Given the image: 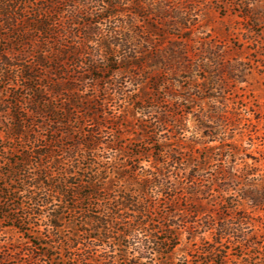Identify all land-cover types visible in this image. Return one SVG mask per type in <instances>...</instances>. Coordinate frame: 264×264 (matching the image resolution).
<instances>
[{
  "label": "trees",
  "instance_id": "16d2710c",
  "mask_svg": "<svg viewBox=\"0 0 264 264\" xmlns=\"http://www.w3.org/2000/svg\"><path fill=\"white\" fill-rule=\"evenodd\" d=\"M230 1L232 0H223V3L232 4ZM129 2L130 0H0V31L17 32L22 37L23 44H33L36 47L34 49L37 67L44 68L46 63L51 61L55 63V66L45 67V69H47L46 71H55L56 79L48 74L44 78L42 75H33L28 78H26L27 74H25L27 76H22L28 83L39 79L48 80L50 84L45 90L27 86L28 90L33 92L34 99L25 101L27 109L21 113V121L24 124L18 127V132L15 131L14 138L29 137L26 123L30 120L34 125V119L45 114L52 115L56 112H63L71 118L72 112L79 108V100L70 96L80 91L79 84L85 83L88 75H91V79L95 82L102 81L103 77L96 78L93 74V71L98 69L99 63L111 55H122L121 61L127 67L143 71L140 76L144 77L143 80L141 78L135 80L134 85L137 87L146 84L156 89V87H160L161 83L166 84V74L169 73L172 74V76L167 75L170 77L168 79L169 86L177 88L181 86L183 80L198 77V75L203 76L200 86L193 87L189 93L195 91L191 95L201 101L198 118L207 120L208 128L221 127L220 138L211 140L212 142L217 141L218 144L204 147L205 153L202 154V150H196L197 155L192 153L194 151L192 148L191 155L186 160L184 152L179 149L182 148V144L173 148V144L160 143L156 140V136L147 134L148 142L146 144L150 150L141 155H153L157 152L150 167L156 169V172L148 170L144 174L145 168L131 164L126 171L123 169L121 173L118 172L119 175L122 173L130 175L128 177L122 175L125 180L127 178L137 180L138 176H142L143 179L139 182V192L135 193L131 190L120 192L119 200L114 205L105 204L103 212L91 213L89 210H84L81 215L85 220L80 227L69 226L73 232L68 238L62 234L65 224H63L64 215L61 210L50 212L46 225L48 234L38 236L39 243L31 242L33 251L27 254V258L30 260L26 264H40L47 259L51 261V264H117L114 254L115 246L122 247L126 241L138 254L136 257L138 263L131 260L130 264H154L155 246L159 245L163 249L169 240L164 239L159 242L160 235L156 231L150 234L149 239L140 236V229L148 227L156 229L153 224H147V217L153 212L151 206H146V204L149 201H156L158 204L162 201L159 197L166 195L176 196L184 201L207 200L213 197L214 193L217 194L212 198L215 201V211H219L217 218L214 219L211 212L208 213L206 209L191 211L198 215L205 214L203 218L206 221L203 223L201 233L212 232L214 241L212 243L214 250H210L209 256L203 254L205 259L203 263L199 264H228L230 259L228 256L222 255L221 248L229 243L238 242L248 251V258L244 259V264H248L249 260H258L257 264H264V244L256 242L258 237L251 235L254 224L261 223L264 218V216H252L253 212L264 211V180L260 176H255L257 169L251 174L247 170V165L240 166L239 160L241 159L237 157L239 149L235 144L227 141L231 137L227 136L226 132L228 127H234L236 130L240 126H247L248 122L252 120L245 116H250L251 113L256 114L255 110L248 108L243 97L237 96L231 89L233 88L232 84L247 82L253 62L264 64V42L258 37L246 38L247 41L255 45L253 49L251 48L254 51L251 56H255L248 62L232 60L231 54L227 51V44L224 42H215L214 44L210 42L206 44V48L202 47V50L195 56H192L184 46L176 43L155 55L150 51H138L137 48H134L136 38L132 34L133 27L128 19L122 17L127 12L131 14V18H135L140 13L137 8L127 9ZM160 2L150 0L148 6L156 21L159 20L163 23L164 20H169L173 22L172 25L167 26L168 32H165L164 35L179 38L182 35L181 31H191L198 25L199 16L194 12V8L188 9L184 3H181L174 10H170L166 5L168 0ZM134 5L140 4L134 3ZM249 5L250 3L241 0V3L238 4L239 18L250 30L259 33L264 26V14L257 7L251 8ZM86 18L88 20H85ZM81 22L84 24L80 27ZM103 24H108L105 36L102 34ZM172 30L179 32L172 33ZM81 32H84L83 42L76 39ZM136 46L138 45L136 44ZM3 55L0 53V63L3 67L10 68L9 58ZM25 71L23 69V74ZM27 71L33 73L35 68L31 67ZM191 73L194 75L191 76ZM126 88L123 85L105 88L107 102L116 100L112 98L114 95L118 97L119 104L126 100ZM202 88H204L203 91ZM109 91L112 93L109 94ZM46 96L49 97V100L43 99ZM187 98L189 97L186 96L184 100L187 101ZM206 100L212 104L205 111L202 104ZM137 105L143 107L141 110L143 115L153 117L144 102H138ZM58 108L60 109L58 110ZM91 109H94L95 116L98 115L95 108ZM100 113L106 122L116 118L113 114L105 111ZM95 116L93 117L94 121L96 120ZM158 116L160 117L154 118L159 119L161 129L172 126L178 133L182 131V119L173 120V117L170 118L168 114ZM256 119L260 120L257 114ZM100 125L98 124L99 127ZM102 126L106 128L107 124H102ZM100 130L91 132V140L85 147L73 145L69 154L70 158H78L84 149L85 151H94L99 148L103 150L107 159L114 158L116 146L109 139L104 140ZM143 131L145 133V129ZM211 133L215 135L213 131ZM158 144L161 146L159 149L157 148ZM183 148L185 149L186 146ZM52 153L49 154L42 150L34 152L35 158L39 160L35 163L37 171L40 172L35 177L31 172L33 169L31 166H34L32 164L33 157L23 156L21 160V164L24 165L23 175L13 168V164H9L13 168L9 175L16 173L19 175L18 178L21 177V188L15 187L12 183L5 184L3 186L5 188H1L3 198L0 199V203H3L5 195L12 197L20 193L35 203L30 209V213L19 218L12 217L10 212L6 214V219L13 221V226L21 232L24 231L25 226L38 225L35 221L44 218L45 209L53 204L56 198H59L62 205H65L71 212H76L72 205L77 202L75 199L79 196L72 191L74 187L71 181L80 177L77 174L79 168L72 166V170L66 173L67 177L64 182L53 184V178L40 162L44 158H52ZM54 160V165L59 166L60 160ZM17 165L19 163L15 164V166ZM174 170L179 171L175 172ZM180 172H183L181 175L185 176L181 177L183 180H177V184H174L171 178L174 175L179 176ZM250 175H253L251 179ZM183 183L189 186H184ZM86 184L92 190L79 198L81 202L88 201L93 195L99 197L102 190H105L107 194H111L110 192L113 191L111 185L104 188L103 184L92 180ZM44 190H51L54 195L43 193ZM151 195H154L156 199L152 200ZM241 201H247L253 212L247 213L239 210L238 204ZM23 207L21 205V210H24ZM227 213L230 215L229 219L224 216ZM129 218L131 221L126 222ZM170 221V227L178 226L175 220ZM80 233L85 235L84 239H81ZM16 245L10 244L13 246V251L9 249L11 254L18 251ZM100 245H105L106 248L101 254L96 255L95 248ZM0 256H2L1 252ZM19 259L8 256L0 261V264L11 263ZM142 259L146 261H140Z\"/></svg>",
  "mask_w": 264,
  "mask_h": 264
},
{
  "label": "rangeland",
  "instance_id": "374dc122",
  "mask_svg": "<svg viewBox=\"0 0 264 264\" xmlns=\"http://www.w3.org/2000/svg\"><path fill=\"white\" fill-rule=\"evenodd\" d=\"M159 1L163 2L165 0H157V2ZM244 1L250 3L249 7H257L264 14V0ZM149 2L150 0H130L127 9L137 8L140 10L139 15L135 18H131L129 12L122 15L123 18L128 19L133 27L132 34L136 38L134 48H137L138 51H150L151 54L155 55L167 50L171 44L176 43L184 46L191 52L192 56H195L202 50V47L206 48V44L210 42H213V44L215 42H224L227 44V51L231 54L232 60L248 62L250 58L253 59V56H255H251L254 52L251 48L253 49L255 45L247 41L246 38L258 37L264 42V26L261 32H254L239 18L238 11L240 9L238 4L241 3V0H232L230 1L232 4L223 3V0H168V3H166L168 9L174 10L176 6L184 3L188 9L194 8V12L199 16L198 25L191 31H181L182 35L179 38H171L164 35L165 32H168L167 26L172 25L173 22L169 20H164L163 23L159 20L156 21L150 13ZM134 3L140 5L136 6ZM141 5L142 7H139ZM85 20L88 19L86 18ZM82 24L84 22L79 24L80 27L83 26ZM107 26L108 24H103L102 26V34L104 36L107 35ZM84 32L78 34L76 39H80L83 42ZM175 32L179 31L172 30V33ZM0 33V53L9 58L11 64L9 68L3 67L0 63V199L3 198L1 188L5 184L12 183L15 187L21 188V177L18 178L19 175H16V173L9 175V172L13 171L14 168L21 175L24 174V165L21 164L23 156L33 157L32 164L34 166H31L33 168L31 171L33 177L40 173L37 171V165L35 164L39 161L34 156V152L37 150H42L49 154L53 152L52 158L40 160L43 168L47 169V173L53 178V184L64 182L67 177L66 173L72 170V166L79 168L77 174L80 177L71 181L74 187L72 191L76 192L79 198L91 192L92 189L86 184L89 180L103 184L104 188L111 185V189H113L110 192L111 194H107L105 190H102L99 197L93 195L85 202H81L79 198H76L75 201L77 202L72 205L76 212H71L65 205H62L59 198H56L53 204L45 209L44 218L35 221L38 225L25 226L23 232L13 226V221L6 219V214L10 212L12 217L19 218L30 213V209L35 203L29 201L22 193L12 197L5 195L3 203H0V252L2 254L0 261L8 256L20 259L3 264H26L29 262L30 259L27 258V254L33 251V247H31L33 243L31 242L39 243L37 237L48 234L46 225L50 212L61 210L64 215L63 224H65L62 228V234L68 238L73 232L69 226L80 227L85 220L81 215L84 210H89L91 213L103 212L105 204L108 206L110 204L114 205L119 200L120 192L131 190L138 193L139 182L142 181L143 177L138 176L137 180L129 178L125 180L123 177L130 175L127 173L119 175L118 172L121 173L123 169L126 171L127 168H130V164L145 168L144 174L148 170L156 172V169L150 167L157 156V152L153 155H141L148 153L150 150L146 144L148 142L147 134L156 136V140L160 143L173 144V148H177L178 144H182V148L179 149L184 152L186 160L189 159L192 148H194L192 153L197 155L195 153L196 150H202V154L205 153L204 147L218 144L217 141L212 142L211 140L220 138L221 127L208 128L206 125L207 120L198 118L201 101L196 99V96L191 95L195 91L189 93L193 87L200 86L203 82V76L198 75V77L195 76L183 80L180 84L181 86L177 88L169 86L168 79L170 77L167 75L172 76L169 73L166 74V84L161 83L160 87H156V89L146 84L137 87L134 85L135 80L136 78L143 80L144 77H140L143 71L127 67L121 61L122 55H111L108 59H104V61L99 63L98 69H95L93 74L96 78L103 77L102 81L95 82L91 79V75H88L86 82L79 84L78 88L80 91L70 96L79 100V108L72 112L71 118L63 112H56L57 115L45 114L34 119V125L30 120L26 123L29 129L28 136L31 138H21V136L14 138L15 131H17L18 127H21V124H24L21 121V113L27 109L25 101L34 99L33 92L29 91L27 86L45 90L50 84L48 80L39 79L28 83L22 76L28 75L26 77L28 78L33 75H42L44 78L48 74L53 79H56L55 71H46L47 69H45V67L55 66V63L51 61L47 62L44 68L37 67L34 49L36 47L33 44H23L22 37L17 32L0 31ZM31 67L35 68V72L27 71ZM23 69L26 70L24 74ZM193 75L194 73H191V76ZM115 85L127 87L126 100L120 104L118 97L115 95L112 98L116 100L107 102V94L104 92L105 88ZM232 86L231 90L234 91V94L242 96L245 104L251 110H255L260 120L256 119V114L254 113H251L250 116H245L252 121L248 122L247 126H240L236 130H234V127H228L226 129L227 136L231 138L227 141L238 147L239 153L237 157L241 159L239 160L240 166L244 167L247 165V170L251 174L257 169L255 176H260L264 180V64L253 62L247 82L232 84ZM110 93L112 91H109ZM186 96L189 97L187 101L184 100ZM43 99L49 100V97L46 96ZM138 102H144V105L152 112L153 117L143 115L141 111L143 107L138 106ZM211 104L210 101L206 100L202 106L206 111ZM91 108H95L98 115L95 116L94 109ZM102 111L111 113L116 118L106 122L100 113ZM160 114L165 116L168 114L170 118L173 117V120H176V118L177 120L182 119V131L178 133L172 126L161 129L159 126L160 122H158L159 119H155L159 118L160 116L158 115ZM94 116L96 118L95 121L93 120ZM98 124H101L100 127ZM102 124H107V127L104 128ZM97 129H101L100 132H102L101 135L104 140L109 139V141L114 142L116 146L114 150V153H116L115 157L107 159L103 150L99 148L94 151H85L84 149L78 158L71 159L69 154L73 149V145L77 144L85 147L87 142L91 140L92 131ZM144 129L146 134L143 131ZM184 146H186L185 149L183 148ZM157 148L159 149L161 146L158 144ZM54 159L60 160L59 166L54 165ZM17 163L19 165L15 166ZM9 164H13V168ZM174 171L178 172L179 170ZM182 173H179L180 177L174 175L171 178L174 184H177V180H183L181 177L185 175H181ZM252 177L253 175L249 176L250 179ZM183 185L189 186L186 183H183ZM43 193L54 195L51 190H44ZM151 196L152 200L156 199L154 195ZM216 196L217 194L214 193L213 197ZM213 197L200 201H184L176 196L166 195L159 197L162 201L158 202V204L156 201H149L146 204V206H151L153 212V214L148 215L147 224H153L156 229L152 227L140 229V236L149 239L150 234L156 231L160 235L159 242L164 239L169 240L163 249L159 245L155 246L154 264L203 263L205 259L203 254L209 256L210 250H214L212 248L213 235L212 232L201 233L203 223L206 221L203 218L205 214L201 213L198 215L191 213V211L206 209L208 213L211 212L210 214H212L214 219L217 218L219 211H215ZM97 198L105 200L101 201ZM21 205L24 206V210H21ZM238 209L247 213L253 212L247 201H241L238 204ZM227 214L224 216L229 219L230 215ZM252 216L263 217L264 211L253 212ZM170 220H175L178 226L170 227ZM128 221H131V218L126 220V222ZM252 229L251 235L258 237L256 242L264 244V218L261 223L256 222ZM80 236L81 239L85 237L82 233H80ZM10 244H17L18 251L16 253H10L13 251V246H10ZM104 248H106L105 245L96 247V255L101 254L105 250ZM115 248L114 254L116 255L117 264H130L131 260L134 263H138L136 260L138 254L127 241L123 243L122 247L116 245ZM9 249L11 250L10 252ZM221 249L223 250L222 255H226L230 259L228 264H244V259L248 258V251L240 242L229 243ZM140 261L145 262L146 260L142 259ZM257 262L259 261L249 260L248 264H257ZM40 264H51V261L47 259L45 262H40Z\"/></svg>",
  "mask_w": 264,
  "mask_h": 264
}]
</instances>
